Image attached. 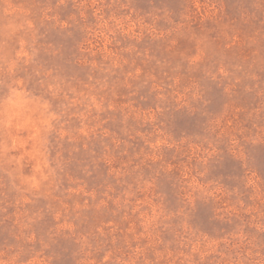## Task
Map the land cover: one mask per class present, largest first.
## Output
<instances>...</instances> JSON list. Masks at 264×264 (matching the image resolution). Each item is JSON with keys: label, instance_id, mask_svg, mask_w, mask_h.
<instances>
[{"label": "rangeland", "instance_id": "obj_1", "mask_svg": "<svg viewBox=\"0 0 264 264\" xmlns=\"http://www.w3.org/2000/svg\"><path fill=\"white\" fill-rule=\"evenodd\" d=\"M0 264H264V0H0Z\"/></svg>", "mask_w": 264, "mask_h": 264}]
</instances>
